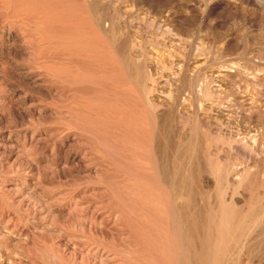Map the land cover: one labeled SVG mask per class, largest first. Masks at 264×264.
<instances>
[{
  "label": "rangeland",
  "instance_id": "obj_1",
  "mask_svg": "<svg viewBox=\"0 0 264 264\" xmlns=\"http://www.w3.org/2000/svg\"><path fill=\"white\" fill-rule=\"evenodd\" d=\"M0 264H264V0H0Z\"/></svg>",
  "mask_w": 264,
  "mask_h": 264
},
{
  "label": "bare ground",
  "instance_id": "obj_2",
  "mask_svg": "<svg viewBox=\"0 0 264 264\" xmlns=\"http://www.w3.org/2000/svg\"><path fill=\"white\" fill-rule=\"evenodd\" d=\"M217 150V149H216ZM221 213H222V210H221ZM222 215V214H221ZM219 217V214L218 215H216V218H218ZM222 219V218H221ZM221 224V223H220ZM211 225V224H210ZM212 225L213 226H211L210 228L212 229V230H214L215 232H217V235H216V237H219V236H221V235H223V236H225V235H229V237L231 236V227H228V226H224V225H220L219 227H217V225H215L214 223H212ZM179 231L181 232V233H183L185 230H184V228H185V226L184 225H182V224H180L179 225ZM219 239H216V243H215V249H216V252H218L219 251V249L221 248V244H219V241H218ZM214 261H216L215 259H214Z\"/></svg>",
  "mask_w": 264,
  "mask_h": 264
}]
</instances>
